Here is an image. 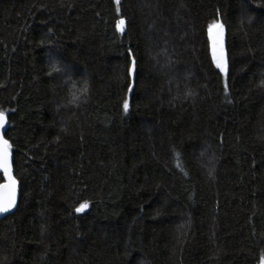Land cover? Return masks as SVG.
I'll return each mask as SVG.
<instances>
[{
    "label": "trees",
    "instance_id": "1",
    "mask_svg": "<svg viewBox=\"0 0 264 264\" xmlns=\"http://www.w3.org/2000/svg\"><path fill=\"white\" fill-rule=\"evenodd\" d=\"M262 81L264 0H0V264H261Z\"/></svg>",
    "mask_w": 264,
    "mask_h": 264
},
{
    "label": "snow or ice",
    "instance_id": "2",
    "mask_svg": "<svg viewBox=\"0 0 264 264\" xmlns=\"http://www.w3.org/2000/svg\"><path fill=\"white\" fill-rule=\"evenodd\" d=\"M120 24L123 25L124 20H121ZM223 28V24L218 21L208 26L209 32L212 34L213 59L216 63V67L221 69V71H226L222 42ZM129 71L131 72V69H129ZM261 83H264V81ZM225 90L227 91V85H225ZM123 109L124 111H128V100H124ZM5 126L6 113L4 110H0V128H4ZM11 150L12 145L9 140L5 139L4 135L0 134V169H2L3 177L5 178V182L0 184V213L8 212L16 204L17 180L12 175ZM87 206L88 203L84 202L80 204L75 211L82 212ZM261 264H264V257L261 258Z\"/></svg>",
    "mask_w": 264,
    "mask_h": 264
},
{
    "label": "water",
    "instance_id": "3",
    "mask_svg": "<svg viewBox=\"0 0 264 264\" xmlns=\"http://www.w3.org/2000/svg\"><path fill=\"white\" fill-rule=\"evenodd\" d=\"M210 41H211V49H212V52H213V42H212V34L210 35ZM222 42H223V48H224V41H223V38H222ZM9 128V120H8V117L6 115V126L4 128H0V134L4 135L5 139L6 138V132ZM14 157H13V153L11 151V164H12V175L16 178L17 180V196H16V204L14 205V207L12 209H10L8 212H4V213H0V221L5 218L6 216L10 215V214H13L14 212H16V210L18 209V206H19V202H20V196H21V184H20V181L19 179L16 177L15 175V168H14ZM0 173L3 174V171L2 169H0ZM4 178V177H3ZM5 182V178H4V181L2 183ZM1 183V184H2Z\"/></svg>",
    "mask_w": 264,
    "mask_h": 264
},
{
    "label": "clouds",
    "instance_id": "4",
    "mask_svg": "<svg viewBox=\"0 0 264 264\" xmlns=\"http://www.w3.org/2000/svg\"><path fill=\"white\" fill-rule=\"evenodd\" d=\"M84 100V97L83 96H72V95H69L67 97V103L71 104V105H79L80 103H82Z\"/></svg>",
    "mask_w": 264,
    "mask_h": 264
},
{
    "label": "rangeland",
    "instance_id": "5",
    "mask_svg": "<svg viewBox=\"0 0 264 264\" xmlns=\"http://www.w3.org/2000/svg\"><path fill=\"white\" fill-rule=\"evenodd\" d=\"M122 27H123V25H122ZM211 35V34H210Z\"/></svg>",
    "mask_w": 264,
    "mask_h": 264
}]
</instances>
